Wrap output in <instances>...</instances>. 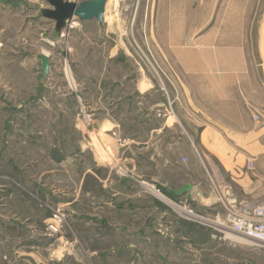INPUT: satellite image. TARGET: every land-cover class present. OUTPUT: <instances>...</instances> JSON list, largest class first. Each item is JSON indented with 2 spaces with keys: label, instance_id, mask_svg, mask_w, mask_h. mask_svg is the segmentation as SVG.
<instances>
[{
  "label": "rangeland",
  "instance_id": "374dc122",
  "mask_svg": "<svg viewBox=\"0 0 264 264\" xmlns=\"http://www.w3.org/2000/svg\"><path fill=\"white\" fill-rule=\"evenodd\" d=\"M245 1L225 0L219 10L251 14L240 56L256 63L264 85V0ZM149 6L108 0L103 23L74 17L59 30L44 15L48 0H0V264H135L120 237L167 234L207 236L209 263H218L216 247L237 264H264V248L210 241L237 236L215 226L227 212L220 193L257 205L264 190L211 180L213 205L173 194L198 177L188 165L190 144L203 155L192 125L199 117L150 35ZM42 53L50 59L44 82ZM55 215L58 232L50 227Z\"/></svg>",
  "mask_w": 264,
  "mask_h": 264
},
{
  "label": "crops",
  "instance_id": "0c3cea01",
  "mask_svg": "<svg viewBox=\"0 0 264 264\" xmlns=\"http://www.w3.org/2000/svg\"><path fill=\"white\" fill-rule=\"evenodd\" d=\"M147 1L150 35L156 37L160 51L167 53L166 66L175 69L178 79H173L184 85L185 98L193 101V105L188 102L189 106H195L199 117L193 119L192 125L203 155L198 156L193 145H189L192 152L188 168L198 177L182 184L194 185L184 193L185 200L197 199L199 205L216 203L213 194L207 192L211 180L243 192L258 190L260 193L264 190V85L256 82V63L240 56L248 50L241 43V35L245 34L241 31L247 29L251 14L219 10L225 0ZM240 83L253 86L242 92ZM256 114L260 116L258 120L254 118ZM171 125L158 127L154 132L161 133ZM110 129L103 127L104 131ZM250 160L255 165L253 170L248 167ZM174 189V196L180 198ZM192 224L200 233L202 226ZM119 239L121 244L124 240L121 251L132 250L133 254L134 250L135 264L239 262L226 253L215 252V247L211 253L218 263H209V239L202 235H155L136 238L135 242ZM225 239L230 242L226 241L227 244L212 237L210 241L227 245L231 250L240 242L251 244L238 236ZM149 244L150 248L146 247ZM96 253L93 250V254Z\"/></svg>",
  "mask_w": 264,
  "mask_h": 264
},
{
  "label": "built area",
  "instance_id": "2783aa9c",
  "mask_svg": "<svg viewBox=\"0 0 264 264\" xmlns=\"http://www.w3.org/2000/svg\"><path fill=\"white\" fill-rule=\"evenodd\" d=\"M218 198L219 202L226 207L227 212L222 215L218 214L216 218L218 222L215 226L222 232L229 231L246 239L252 245L264 248V203L255 205L254 202H246L230 189L220 193ZM186 210L196 214L192 208ZM61 222L60 215H55V220L50 223V227L58 232ZM224 237L227 238L228 235Z\"/></svg>",
  "mask_w": 264,
  "mask_h": 264
},
{
  "label": "water",
  "instance_id": "95a60500",
  "mask_svg": "<svg viewBox=\"0 0 264 264\" xmlns=\"http://www.w3.org/2000/svg\"><path fill=\"white\" fill-rule=\"evenodd\" d=\"M51 8L44 9V15L56 22V27L61 30L66 27L74 17L80 20L97 19L103 23L106 5L108 0H84L82 2H73L69 0H48ZM42 61V72L40 81L44 82L50 70L49 55L42 53L40 55ZM194 188L193 184H186L177 190L176 194H184Z\"/></svg>",
  "mask_w": 264,
  "mask_h": 264
},
{
  "label": "bare ground",
  "instance_id": "6f19581e",
  "mask_svg": "<svg viewBox=\"0 0 264 264\" xmlns=\"http://www.w3.org/2000/svg\"><path fill=\"white\" fill-rule=\"evenodd\" d=\"M107 126V125H106ZM111 126V125H110ZM175 205V204H174ZM180 210V212H182L183 214L187 215V216H190V217H195L194 214H191V212H189L188 210L185 209V207H182V206H179V208H177ZM218 221L216 220L215 224L217 223Z\"/></svg>",
  "mask_w": 264,
  "mask_h": 264
}]
</instances>
